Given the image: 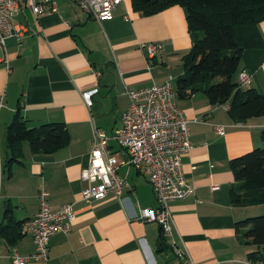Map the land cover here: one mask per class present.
Segmentation results:
<instances>
[{"label":"crops","instance_id":"1","mask_svg":"<svg viewBox=\"0 0 264 264\" xmlns=\"http://www.w3.org/2000/svg\"><path fill=\"white\" fill-rule=\"evenodd\" d=\"M55 11L35 17L25 6L14 14L21 33L0 47V264H12L10 254L33 252L20 224L38 211V193L45 190L52 209L73 204L71 231L49 240L45 262L26 264H251L264 261V246L239 239L236 223L263 211V205H237L230 191L235 182L230 161L263 147L264 116L233 121L222 105L202 92L178 98L175 82L183 74V56L190 47L185 11L173 6L153 15L132 9L123 0L110 21L98 22L82 13L77 0H53ZM264 38V21L259 24ZM161 50L149 64L145 45ZM241 72L248 88L264 94V47L245 50ZM172 80L175 102L190 121L192 148L182 157V169L194 194L170 203L172 237L161 243L157 223L140 218L142 208H156L150 183L126 164L125 152L114 140L108 149L119 162L118 174L127 186L121 199L81 200L95 129L110 136L128 106L125 87L144 88ZM97 90L87 105L83 93ZM28 128L63 123L68 142L49 154L31 153L28 143L18 161L8 164L7 129L14 115ZM222 128L224 134L217 131ZM257 210V211H255ZM4 229V232L2 230ZM163 238V237H162ZM183 258L175 254V246ZM174 247V248H173Z\"/></svg>","mask_w":264,"mask_h":264},{"label":"built area","instance_id":"2","mask_svg":"<svg viewBox=\"0 0 264 264\" xmlns=\"http://www.w3.org/2000/svg\"><path fill=\"white\" fill-rule=\"evenodd\" d=\"M123 0H77L80 11L98 22L110 21L113 13ZM50 4L55 11L53 0H0V47L9 37H19L21 29L13 21L14 14L21 6L28 8L35 16L46 13ZM149 64L161 50V46H144ZM249 75H238L240 86L248 85ZM97 90L82 94L87 105ZM128 106L120 118V126L110 135L95 129L92 149L87 166L81 171L80 178L85 182L81 191V200L86 203L103 200L112 194L121 199L127 186L124 177L118 174L119 162L108 149V141L114 140L125 152L126 164L143 175L153 190L156 208H142L140 218L143 221L157 223L164 240L172 237L171 214L169 204L194 194L193 184L186 178L182 169V157L192 148L189 139L190 121L183 115L175 102V90L172 80L162 84H153L144 88L125 87ZM3 95H0V106ZM224 109L227 104L222 105ZM223 135V129L218 128ZM75 218L73 204H65L52 209L45 190L38 193V211L19 226L21 234L29 235L33 241V252L21 256L13 251L10 254L12 264H26L30 261L45 262L49 255V240L56 233L67 234L71 231ZM171 245L175 246L174 242ZM174 248V247H173ZM175 254L183 258V252L176 246ZM251 264H264L254 261Z\"/></svg>","mask_w":264,"mask_h":264},{"label":"trees","instance_id":"3","mask_svg":"<svg viewBox=\"0 0 264 264\" xmlns=\"http://www.w3.org/2000/svg\"><path fill=\"white\" fill-rule=\"evenodd\" d=\"M131 6L143 15L173 6L184 9L191 47L183 56V74L175 82L178 98L202 92L214 105L227 104V113L235 122L264 116V94L238 82L243 52L264 47L259 30L264 21V0H131ZM261 139L263 147L230 161L239 184L230 191L234 204L264 206V127ZM68 140L63 123L28 128L17 111L7 129V163L18 161L25 143L33 154H49ZM235 228L244 245L257 248L249 253V259L255 260L264 246V214L239 221Z\"/></svg>","mask_w":264,"mask_h":264},{"label":"rangeland","instance_id":"4","mask_svg":"<svg viewBox=\"0 0 264 264\" xmlns=\"http://www.w3.org/2000/svg\"><path fill=\"white\" fill-rule=\"evenodd\" d=\"M255 211H257V210H255ZM263 214H264L263 211L255 212L254 215H253L252 217L261 216V215H263Z\"/></svg>","mask_w":264,"mask_h":264}]
</instances>
